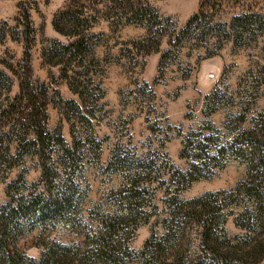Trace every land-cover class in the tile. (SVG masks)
I'll list each match as a JSON object with an SVG mask.
<instances>
[{
    "label": "rangeland",
    "instance_id": "rangeland-1",
    "mask_svg": "<svg viewBox=\"0 0 264 264\" xmlns=\"http://www.w3.org/2000/svg\"><path fill=\"white\" fill-rule=\"evenodd\" d=\"M72 2L0 0V68L12 73L9 63L23 79L29 76L36 84H46L51 100L47 131L61 128L70 144L75 137L84 139L77 144L75 160L54 134V142L45 143L42 158L40 153L19 152L18 138L7 133L10 126L0 130L2 138L12 141L10 152L0 151V206L48 185L59 191L69 175L70 167L66 170L64 163L76 161L73 180L79 190L73 209L81 230L64 221L48 226L41 221L24 228L19 246L39 257L56 241L82 243V232L94 241L105 221L113 220L121 222L130 249L118 264H140L148 238L167 230L172 209L168 198L192 200L208 194V205L223 206L227 219L220 239L238 249L239 264H264V215L258 217L256 196L246 190L252 184L246 163L227 158L224 167L214 166L207 177L187 187L172 179L177 168L189 165L181 151L190 132L223 141L264 116V35L255 25L246 29L233 22L238 15L264 13V0H79L76 6ZM68 7H77L83 19L81 35L88 38L84 57L72 61L70 72L86 85L85 95L97 98L91 106L82 103L83 112L91 109L95 116L90 124L77 122L75 132L61 107L71 109L67 100H81L80 96L62 76L61 66L45 63L42 57V47L53 38L64 43L74 39L54 25ZM139 9L145 13L136 14ZM19 82L15 77L10 89L0 90L3 108L19 92ZM213 91L220 99L215 110L206 106ZM242 111L246 119L239 126L235 116ZM33 137L31 133L29 138ZM143 158L154 162L150 171L142 165ZM44 167H57L60 176L47 179ZM199 204L193 202L195 207ZM201 230L198 222L186 227V246L192 251L201 248Z\"/></svg>",
    "mask_w": 264,
    "mask_h": 264
},
{
    "label": "trees",
    "instance_id": "trees-1",
    "mask_svg": "<svg viewBox=\"0 0 264 264\" xmlns=\"http://www.w3.org/2000/svg\"><path fill=\"white\" fill-rule=\"evenodd\" d=\"M78 3L79 0H73L71 5L76 6ZM76 8H66L54 20V25L58 31L74 39L69 43H64L60 39L53 38L50 45L42 47V57L45 63L61 66L62 76L68 79L70 87L80 96L81 100H67L71 109L61 107L64 117L72 121L74 132L79 131L76 127L77 122L82 120L90 124L92 117L95 116L91 109L83 112L82 103L91 106L97 100L91 95H85L86 85L70 72L72 61L78 56L84 57L81 54L85 53L88 46V38L81 35L83 19L80 18ZM140 12H143L141 14L145 13L143 9L135 11L136 14H140ZM198 16L199 14H196L192 17L189 20L190 23ZM234 21L240 22L246 29L255 25L264 35V13L262 12L238 15L234 17ZM157 42H160V39ZM31 44L30 42L26 50L27 61L31 58ZM7 67L12 73L7 69L0 68V90L3 87L10 89L15 77L20 80V90L12 98L8 107L3 108V104L0 103V130L10 126L7 133L18 138L19 152L40 153L42 158L45 143H53V135L59 134V140L64 144L66 155L76 160L75 149L77 144L84 139L75 137L73 143L70 144L62 135L61 128H58L55 133L47 131L48 108L51 100L46 84H36L29 76L23 79L12 65L8 63ZM31 70L32 68L29 66L30 73ZM219 100L218 91H213L207 96L206 106L215 110ZM235 117L236 124L242 126L246 119V113L242 111ZM239 128L238 133L232 138L223 141L212 134L196 137L200 134L195 131L190 132L183 138L181 151V156L188 159L189 165L187 169L177 168L172 179L179 186L187 187L194 181L207 177V172H210L214 166L224 167L227 158H238L248 165L252 184L247 186L246 190L256 196L257 215L262 218L264 215V200L262 199L264 196V116L255 118L249 127ZM31 133L34 134L33 138H29ZM74 136L76 135L74 134ZM214 144H217L216 147ZM2 148L10 152L12 141L4 139L0 135V151ZM153 163L148 158L142 159V165L148 171L152 169ZM64 164L66 170L70 167L69 175L59 191L55 192L48 185L45 190L37 194L29 197L22 195L16 200L17 202L12 199L0 206V264H92L93 262L118 264L130 251L124 241L123 234H121V222L113 220L105 221L102 232L94 236V241L89 239L90 235L82 232V236H84L82 243L76 245L60 243L59 245L56 241L51 246L46 247L39 257L29 255L26 250L19 246L18 240L25 233L24 228L29 226V229H32L38 226L41 221L46 226L55 224L54 222L64 221L81 230V219L78 217L77 211L73 209L76 193L79 190L73 180L76 161ZM43 174L47 179L54 180L60 176V171L57 167L48 169L44 167ZM207 195L204 194L192 200H184L178 196L168 198L172 209L171 215L166 218L168 221L167 230L160 236L154 234L148 238L141 251L140 264L240 263L238 249L233 245L224 244L225 242L220 239V227L223 225L224 228L227 219L226 214L221 213L223 206L211 207L208 205L206 202ZM194 201L200 203L199 207L193 206ZM190 222H198L202 227L199 235L201 248L196 251H192L186 246L188 242L186 227ZM84 247L85 250H82Z\"/></svg>",
    "mask_w": 264,
    "mask_h": 264
}]
</instances>
